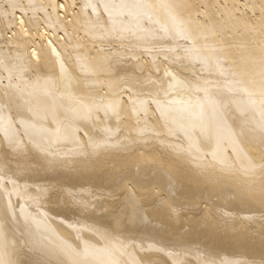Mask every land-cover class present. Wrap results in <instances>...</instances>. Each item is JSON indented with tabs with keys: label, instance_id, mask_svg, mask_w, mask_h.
<instances>
[{
	"label": "bare ground",
	"instance_id": "6f19581e",
	"mask_svg": "<svg viewBox=\"0 0 264 264\" xmlns=\"http://www.w3.org/2000/svg\"><path fill=\"white\" fill-rule=\"evenodd\" d=\"M0 264H264V0H0Z\"/></svg>",
	"mask_w": 264,
	"mask_h": 264
}]
</instances>
